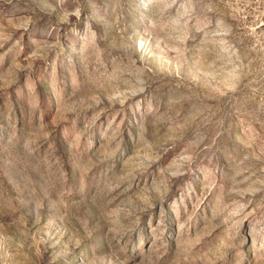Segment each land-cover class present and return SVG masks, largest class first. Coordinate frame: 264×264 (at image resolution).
<instances>
[{
    "label": "rangeland",
    "instance_id": "obj_1",
    "mask_svg": "<svg viewBox=\"0 0 264 264\" xmlns=\"http://www.w3.org/2000/svg\"><path fill=\"white\" fill-rule=\"evenodd\" d=\"M0 264H264V0H0Z\"/></svg>",
    "mask_w": 264,
    "mask_h": 264
}]
</instances>
